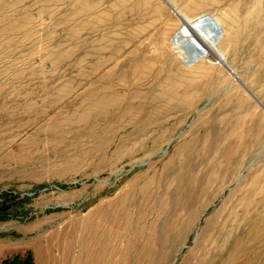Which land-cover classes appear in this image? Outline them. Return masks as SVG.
<instances>
[{
    "label": "rangeland",
    "instance_id": "obj_1",
    "mask_svg": "<svg viewBox=\"0 0 264 264\" xmlns=\"http://www.w3.org/2000/svg\"><path fill=\"white\" fill-rule=\"evenodd\" d=\"M165 1L0 0V264H264V0Z\"/></svg>",
    "mask_w": 264,
    "mask_h": 264
},
{
    "label": "water",
    "instance_id": "obj_2",
    "mask_svg": "<svg viewBox=\"0 0 264 264\" xmlns=\"http://www.w3.org/2000/svg\"><path fill=\"white\" fill-rule=\"evenodd\" d=\"M166 2V1H165ZM168 4V3H167ZM227 72L235 79L238 80V77L235 76L232 72V70L228 67H226ZM241 86L246 90V92L261 106L263 109L264 107L261 105V103L253 96V94L250 93V91L241 83Z\"/></svg>",
    "mask_w": 264,
    "mask_h": 264
},
{
    "label": "trees",
    "instance_id": "obj_3",
    "mask_svg": "<svg viewBox=\"0 0 264 264\" xmlns=\"http://www.w3.org/2000/svg\"><path fill=\"white\" fill-rule=\"evenodd\" d=\"M1 264H15L12 260H4ZM22 264H32L31 258L27 257Z\"/></svg>",
    "mask_w": 264,
    "mask_h": 264
},
{
    "label": "bare ground",
    "instance_id": "obj_4",
    "mask_svg": "<svg viewBox=\"0 0 264 264\" xmlns=\"http://www.w3.org/2000/svg\"><path fill=\"white\" fill-rule=\"evenodd\" d=\"M166 2H168V1L166 0ZM171 8H172V6H171ZM173 11L176 12L174 9H173ZM219 62H220V61H219ZM233 74H234V73H233ZM234 75H235V74H234ZM235 76H236V75H235Z\"/></svg>",
    "mask_w": 264,
    "mask_h": 264
}]
</instances>
